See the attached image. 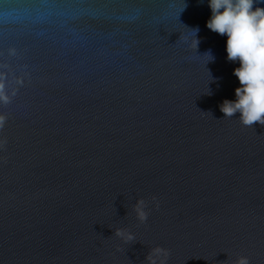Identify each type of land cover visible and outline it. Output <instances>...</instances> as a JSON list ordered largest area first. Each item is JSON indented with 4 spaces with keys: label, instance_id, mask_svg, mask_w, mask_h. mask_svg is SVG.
I'll return each mask as SVG.
<instances>
[{
    "label": "water",
    "instance_id": "obj_1",
    "mask_svg": "<svg viewBox=\"0 0 264 264\" xmlns=\"http://www.w3.org/2000/svg\"><path fill=\"white\" fill-rule=\"evenodd\" d=\"M210 17L0 0V264H264V125L220 111L239 64Z\"/></svg>",
    "mask_w": 264,
    "mask_h": 264
},
{
    "label": "clouds",
    "instance_id": "obj_2",
    "mask_svg": "<svg viewBox=\"0 0 264 264\" xmlns=\"http://www.w3.org/2000/svg\"><path fill=\"white\" fill-rule=\"evenodd\" d=\"M207 3L211 17L206 27L227 36V60L239 64L233 70V75L239 81V86L234 90L235 99H225L219 105L220 111L225 118L239 113V120L246 127L257 122L264 125V7H261L264 0H207ZM198 33V27L190 29L196 47L200 42ZM205 55L211 57L209 62L214 61L211 50ZM134 210L139 219H146L143 201H138ZM117 234L127 241L134 240L130 232L125 234L118 231ZM165 251L157 247L146 259L149 264H158ZM160 264L163 262L160 261ZM238 264H248L247 258L241 257Z\"/></svg>",
    "mask_w": 264,
    "mask_h": 264
}]
</instances>
